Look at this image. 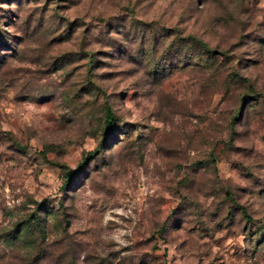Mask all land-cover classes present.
Listing matches in <instances>:
<instances>
[{
  "label": "rangeland",
  "instance_id": "374dc122",
  "mask_svg": "<svg viewBox=\"0 0 264 264\" xmlns=\"http://www.w3.org/2000/svg\"><path fill=\"white\" fill-rule=\"evenodd\" d=\"M0 264H264V0H0Z\"/></svg>",
  "mask_w": 264,
  "mask_h": 264
},
{
  "label": "trees",
  "instance_id": "16d2710c",
  "mask_svg": "<svg viewBox=\"0 0 264 264\" xmlns=\"http://www.w3.org/2000/svg\"><path fill=\"white\" fill-rule=\"evenodd\" d=\"M104 111L105 112H104L103 126L105 129H107V128H110L112 124L113 115L108 107H105Z\"/></svg>",
  "mask_w": 264,
  "mask_h": 264
}]
</instances>
